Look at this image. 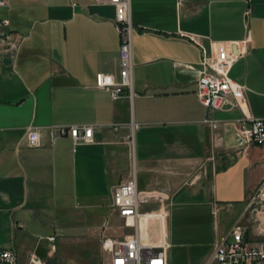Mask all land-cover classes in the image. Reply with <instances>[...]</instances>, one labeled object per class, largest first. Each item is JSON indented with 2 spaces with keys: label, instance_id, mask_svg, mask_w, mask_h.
<instances>
[{
  "label": "crops",
  "instance_id": "crops-1",
  "mask_svg": "<svg viewBox=\"0 0 264 264\" xmlns=\"http://www.w3.org/2000/svg\"><path fill=\"white\" fill-rule=\"evenodd\" d=\"M6 3L1 12L10 19V29L26 37L10 63L0 62L1 248L15 249L20 260L33 249L47 254L45 238L28 243L20 234L26 216L50 209L42 206L44 195L47 204L60 203L63 209L68 196L89 200L108 189L102 224L112 217L123 231L111 192L131 171L139 192L149 194L141 209L165 213L164 224L155 216L140 220L139 238L156 242L164 230L170 245L167 264L210 263L213 241L237 221L249 238L264 237V215L244 214L264 176V147L238 145L242 112L237 106L209 110L195 94L200 59L195 42L208 54L216 42H234L241 55L228 75L244 86L247 113L264 118V0H129L133 95L117 100L99 85L119 79L120 40L112 4ZM206 117L218 120V127L212 128ZM30 124L43 129L39 147L25 143ZM53 124H91L94 140L74 149L69 136L51 141L46 128ZM160 187L168 188L166 196H157ZM174 210L178 221L201 222L209 233L168 231ZM151 225L158 227L157 234H151ZM63 232L49 234L56 237L53 257L74 261L78 255L63 253ZM104 235L109 234L99 233V242ZM92 240L78 245L88 251Z\"/></svg>",
  "mask_w": 264,
  "mask_h": 264
},
{
  "label": "built area",
  "instance_id": "built-area-1",
  "mask_svg": "<svg viewBox=\"0 0 264 264\" xmlns=\"http://www.w3.org/2000/svg\"><path fill=\"white\" fill-rule=\"evenodd\" d=\"M95 1L107 2L115 7L113 22L120 40L119 79L115 82L103 81L99 85L109 92L112 100H117L124 94L131 97L133 95L131 47L134 28L130 16L129 0ZM6 6V0H0V62L4 57L13 60L26 37L10 29V19L1 12ZM243 41L246 42L247 39ZM195 43L200 50L195 88L199 102L209 110L222 109L227 104L237 106L242 112L235 132L238 145L243 146L252 142L264 147V118H254L247 113L244 86L232 80L228 75L231 66L239 58L241 52L233 51L234 42H216L211 54H208L198 42ZM204 121L214 129L218 127L216 119L206 117ZM133 126H131L132 129ZM46 129L51 141L56 136H69L73 149L78 143H88L94 140L91 124H53ZM42 135L43 129L40 126L30 124L24 129L25 143L29 147L41 146ZM167 191L168 188L160 187L156 193L158 197H161L166 196ZM148 199L149 194L140 193L138 190L135 171H131L125 180L113 186L111 207L121 219V226L131 228L132 234L121 237L104 235L101 238L100 247L106 255L104 264H167L170 245L164 230L161 238L156 242L145 243L139 238L140 220L147 221L155 216L161 220L162 224L165 221V213L161 209L154 211L141 209ZM216 212L217 207L213 213ZM245 213L254 216L264 215V176L249 195L244 205ZM45 239L50 243L45 256L33 249L27 253L24 260H20L15 249L0 247V264H75L72 260L53 257L55 235L46 236ZM208 264H264V237L249 238L244 225L237 221L226 233L215 238L212 244V259Z\"/></svg>",
  "mask_w": 264,
  "mask_h": 264
},
{
  "label": "rangeland",
  "instance_id": "rangeland-1",
  "mask_svg": "<svg viewBox=\"0 0 264 264\" xmlns=\"http://www.w3.org/2000/svg\"><path fill=\"white\" fill-rule=\"evenodd\" d=\"M87 198V197H86ZM89 200L81 199L80 196L72 197L68 196L63 209V205L59 204H47L46 196L44 195V204L42 206L50 207V209H42L35 211V213L24 218V228L21 229V236L25 237L28 243H33L38 238H45L49 234L55 232L59 233V228L63 229L66 240V248L63 253L66 257L71 255H78L73 262L75 264H104L105 253L101 250L100 242L98 241V235L107 233L114 237L129 236L131 231L129 228L119 227L120 222L114 221L109 218L108 224H102L106 221V203L110 200L109 192L100 197H88ZM83 201H91L92 206H86ZM61 206V207H60ZM176 210L172 214V220L166 222V229L169 231L172 229L173 234H179L181 231H186L188 234L197 230H205V235L209 233L208 227L202 226L203 224L195 221L181 222L176 218ZM108 218V217H107ZM210 223V231L212 229ZM123 235H122V232ZM151 234L158 233V227L151 225ZM93 239L86 244L88 251L83 246H79L78 243H83V240ZM44 245L49 243L43 239L41 241Z\"/></svg>",
  "mask_w": 264,
  "mask_h": 264
},
{
  "label": "water",
  "instance_id": "water-1",
  "mask_svg": "<svg viewBox=\"0 0 264 264\" xmlns=\"http://www.w3.org/2000/svg\"><path fill=\"white\" fill-rule=\"evenodd\" d=\"M233 51L236 52V50H234V47H233ZM2 61L7 62V63H10V59H9L8 57H4V58L2 59Z\"/></svg>",
  "mask_w": 264,
  "mask_h": 264
},
{
  "label": "trees",
  "instance_id": "trees-1",
  "mask_svg": "<svg viewBox=\"0 0 264 264\" xmlns=\"http://www.w3.org/2000/svg\"><path fill=\"white\" fill-rule=\"evenodd\" d=\"M40 255H42V254H40Z\"/></svg>",
  "mask_w": 264,
  "mask_h": 264
}]
</instances>
